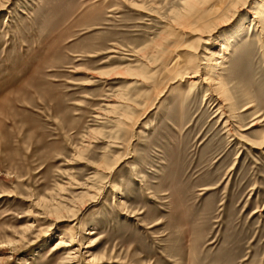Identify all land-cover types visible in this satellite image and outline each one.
<instances>
[{
  "label": "rangeland",
  "instance_id": "1",
  "mask_svg": "<svg viewBox=\"0 0 264 264\" xmlns=\"http://www.w3.org/2000/svg\"><path fill=\"white\" fill-rule=\"evenodd\" d=\"M202 3L0 0V264H264V20Z\"/></svg>",
  "mask_w": 264,
  "mask_h": 264
},
{
  "label": "bare ground",
  "instance_id": "2",
  "mask_svg": "<svg viewBox=\"0 0 264 264\" xmlns=\"http://www.w3.org/2000/svg\"><path fill=\"white\" fill-rule=\"evenodd\" d=\"M194 1H204V3H202L203 7H202V5L200 6V7L204 8L202 10L203 17L202 18L200 17V19H198L196 21V24L195 25L191 24L190 27H191L192 30L199 29V30H201V32H205V29L204 28H206L208 25H210V23L214 22V20L216 22V19H219L220 18L219 16H221L224 13V10H227L229 8V7L228 8H224V6H225L224 3L226 1H233V0H219V1H215V0H194ZM238 1L239 0H236V2H238ZM213 2H216V4L212 8L208 9V6L210 4H212ZM230 3L233 4V2H230ZM189 4H193L194 5L195 3L193 1H191ZM190 9L193 10V8H190ZM255 9H256V11L253 12V13H255L254 16H256V18H259V22L263 24V20H264V0H259V3L255 6ZM203 35H204V33H203ZM201 37H203V36H201ZM222 48L224 49L226 47L222 44ZM208 53L210 55V57H209L210 58L209 59V64H214L215 61L213 60L212 56H216V53L214 54V53H212V51L211 52L208 51ZM172 58H171V60H172ZM209 64H206V67L207 68H208V66H210ZM215 64H216V62H215ZM180 65H183V62L181 61L180 58H176L174 61H172V63L170 64V67L177 68ZM191 66H192L191 64L187 66L188 70L186 71V73H184V75L182 77V79L183 78H192L193 79L189 83L191 89H195L201 83H213L214 85L216 84V83L212 82V79L206 78V77L203 79L202 82L199 81L198 79H195V77H197V75H198L197 74L198 69L197 70H193V68H191ZM214 85H213V87H214ZM66 231L70 234V241L69 242H66V240L64 239L63 236L60 237V241H58V243L56 244V246L54 247V249H60V248H62L64 246H68L69 247L68 248V252H67L66 258H65V260H64L63 263H65V264H73L74 263V258L76 256H75V252L72 251V250H73V246L75 244H77L78 234L74 231V229L72 227L66 228ZM87 247H89V246H87ZM86 253H88V251H86ZM94 260H95V257H91L89 259V263L92 262V261H94Z\"/></svg>",
  "mask_w": 264,
  "mask_h": 264
}]
</instances>
